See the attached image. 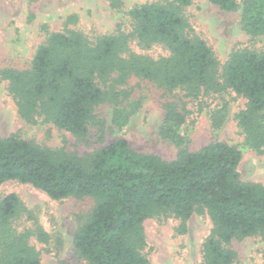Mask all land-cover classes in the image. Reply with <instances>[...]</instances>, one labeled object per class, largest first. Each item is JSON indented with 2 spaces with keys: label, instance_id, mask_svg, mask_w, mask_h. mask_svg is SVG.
Segmentation results:
<instances>
[{
  "label": "trees",
  "instance_id": "obj_1",
  "mask_svg": "<svg viewBox=\"0 0 264 264\" xmlns=\"http://www.w3.org/2000/svg\"><path fill=\"white\" fill-rule=\"evenodd\" d=\"M210 1L224 11H239L242 30L264 39V0ZM192 2L149 0L124 9L120 0H111L123 20L106 33L68 27L75 14L67 16L59 31L40 24L44 39L29 67L0 69L17 115L28 124L50 123L85 139L96 109L107 100V90L128 84L131 77L192 100L230 90L246 99L236 114L245 145L263 153L264 50L234 48L222 63L191 26L187 7ZM134 44L143 50L162 46L168 53L153 57L133 50ZM178 100L164 102L161 127L178 146L171 160L137 151L124 138L77 154L64 145H39L11 133L0 136V184L27 183L51 199H92L85 220L72 235L73 251L87 264H149L144 252L147 218L173 215L180 220L177 231L185 233L191 215L203 212L211 228L201 245L202 263L232 264L237 260L230 246L233 240L264 236V185L241 178L242 153L234 145L213 140L188 150L181 134L187 112ZM225 114V106L211 111L214 127ZM114 120L120 124L121 117ZM31 238L42 244L50 239L16 193L4 195L0 264H42Z\"/></svg>",
  "mask_w": 264,
  "mask_h": 264
},
{
  "label": "rangeland",
  "instance_id": "obj_2",
  "mask_svg": "<svg viewBox=\"0 0 264 264\" xmlns=\"http://www.w3.org/2000/svg\"><path fill=\"white\" fill-rule=\"evenodd\" d=\"M111 0H0V69L5 67H29L36 47L43 41L40 24L46 23L50 30L64 28L68 15L76 20L68 27L84 33H106L114 30L123 20L122 13L110 6ZM122 7L149 0H120ZM242 0H238L241 3ZM193 30L200 35L224 63L234 48L249 47L264 50V39L247 35L240 25L239 11H224L210 0H193L187 7ZM133 50L153 57L166 55L162 46ZM6 82L0 78V136L16 133L39 145L57 147L64 145L70 152L83 154L108 144L117 138L126 139L137 151L152 152L164 159L176 156L178 146L162 132L164 102L181 100L185 103L186 121L181 127L188 150H198L213 140L236 146L242 153L238 167L245 181L264 185V152L257 153L244 143V134L236 114L244 108L246 99L233 91L202 95L197 100L186 98L181 92L166 94L153 83L131 77L128 84L108 89L107 100L96 109L94 125L85 139L58 129L50 123L28 124L16 111ZM225 106L226 114L221 124L214 127L211 111ZM121 117L116 124L114 117ZM101 133V137L100 136ZM14 192L32 211L37 224L49 234V242L42 244L31 238L40 251L42 264H87L72 249V235L85 220L91 206L89 197L51 199L42 190L15 180L0 184V198ZM180 220L173 215H156L147 218L144 234L147 245L144 252L149 264H203L201 245L211 228L206 212L193 213L187 220L185 233L177 228ZM27 224L31 225L28 221ZM237 253L232 264H264V236L256 235L230 245Z\"/></svg>",
  "mask_w": 264,
  "mask_h": 264
}]
</instances>
